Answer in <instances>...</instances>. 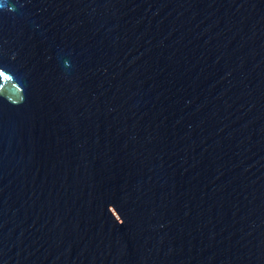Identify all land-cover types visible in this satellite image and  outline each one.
I'll return each mask as SVG.
<instances>
[{
	"label": "water",
	"instance_id": "1",
	"mask_svg": "<svg viewBox=\"0 0 264 264\" xmlns=\"http://www.w3.org/2000/svg\"><path fill=\"white\" fill-rule=\"evenodd\" d=\"M0 264H264V0H0Z\"/></svg>",
	"mask_w": 264,
	"mask_h": 264
},
{
	"label": "snow or ice",
	"instance_id": "2",
	"mask_svg": "<svg viewBox=\"0 0 264 264\" xmlns=\"http://www.w3.org/2000/svg\"><path fill=\"white\" fill-rule=\"evenodd\" d=\"M0 75H2V73H0Z\"/></svg>",
	"mask_w": 264,
	"mask_h": 264
}]
</instances>
